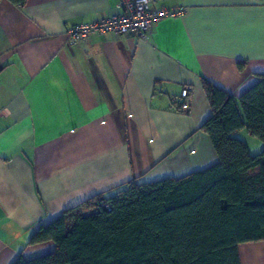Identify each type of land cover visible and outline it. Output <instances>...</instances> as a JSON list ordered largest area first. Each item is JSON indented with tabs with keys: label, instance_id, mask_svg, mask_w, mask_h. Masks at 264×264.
I'll list each match as a JSON object with an SVG mask.
<instances>
[{
	"label": "crops",
	"instance_id": "1",
	"mask_svg": "<svg viewBox=\"0 0 264 264\" xmlns=\"http://www.w3.org/2000/svg\"><path fill=\"white\" fill-rule=\"evenodd\" d=\"M117 2L0 0V264L52 252L31 234L100 192L215 164L201 79L238 97L264 74V0H159L185 11L143 39L67 36ZM238 254L264 264V240Z\"/></svg>",
	"mask_w": 264,
	"mask_h": 264
},
{
	"label": "trees",
	"instance_id": "2",
	"mask_svg": "<svg viewBox=\"0 0 264 264\" xmlns=\"http://www.w3.org/2000/svg\"><path fill=\"white\" fill-rule=\"evenodd\" d=\"M256 77L238 97L201 79L211 116L200 129L215 164L180 178L129 180L65 209L28 240L55 249L13 264H241L238 245L264 240V149L251 154L235 135L245 130L264 143V74Z\"/></svg>",
	"mask_w": 264,
	"mask_h": 264
},
{
	"label": "built area",
	"instance_id": "3",
	"mask_svg": "<svg viewBox=\"0 0 264 264\" xmlns=\"http://www.w3.org/2000/svg\"><path fill=\"white\" fill-rule=\"evenodd\" d=\"M119 13L107 15L92 22L78 23L67 30V36L73 42H80L91 34L111 32L115 35L146 37L149 28L164 18H174L184 13L185 8L157 6L159 0H117ZM188 88L181 91L186 97ZM185 108L187 104L183 105ZM1 114V110H0Z\"/></svg>",
	"mask_w": 264,
	"mask_h": 264
},
{
	"label": "rangeland",
	"instance_id": "4",
	"mask_svg": "<svg viewBox=\"0 0 264 264\" xmlns=\"http://www.w3.org/2000/svg\"><path fill=\"white\" fill-rule=\"evenodd\" d=\"M243 134L240 135V137H245L247 140V145L249 147L250 153L251 154H257L259 153L262 149H264V143H262L258 138L251 137L247 134V132L244 130L242 131Z\"/></svg>",
	"mask_w": 264,
	"mask_h": 264
}]
</instances>
